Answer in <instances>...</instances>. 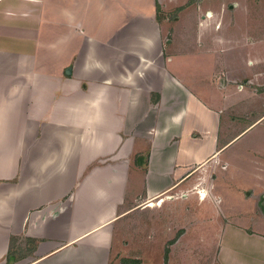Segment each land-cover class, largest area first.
I'll use <instances>...</instances> for the list:
<instances>
[{
    "label": "crops",
    "instance_id": "obj_1",
    "mask_svg": "<svg viewBox=\"0 0 264 264\" xmlns=\"http://www.w3.org/2000/svg\"><path fill=\"white\" fill-rule=\"evenodd\" d=\"M217 2L0 0V264H110L115 224L160 199L168 227L153 237L171 217L188 225L162 257L148 242L137 250L152 262L118 264H185L177 249L188 264H264V144L243 140L264 136V95L210 87L220 66L264 86L245 61L264 44L225 38ZM185 20L199 32L174 39ZM187 199L199 218L175 213Z\"/></svg>",
    "mask_w": 264,
    "mask_h": 264
},
{
    "label": "rangeland",
    "instance_id": "obj_2",
    "mask_svg": "<svg viewBox=\"0 0 264 264\" xmlns=\"http://www.w3.org/2000/svg\"><path fill=\"white\" fill-rule=\"evenodd\" d=\"M221 1V0H217ZM231 2V4H230ZM218 7H216V10H218V14L221 12L222 9H225L223 14L216 15L215 18L221 16L224 20H229L231 24L234 25V28H231L229 33L226 31V29H222L223 36L225 38H242L244 35H248L251 39H254L256 41H260L261 44H264V0H227V3L224 4L218 3ZM232 5L233 7H230ZM210 14V13H209ZM208 14V15H209ZM207 16V13L206 15ZM207 17H211L207 16ZM186 33L187 36H194L199 32V28L191 26V22H182L181 26L178 27V29H175L173 27L170 28V35L175 37L174 39H177L179 36H183L182 34ZM233 32V33H232ZM232 35V36H231ZM170 36V37H171ZM236 37V38H235ZM237 40V39H236ZM193 46V40L190 39L188 43V47ZM237 47V45H234ZM255 47V46H254ZM205 49L208 48V45L204 47ZM238 49V48H237ZM263 53L264 52V45L263 46H256L255 50L251 51V54H248L245 61L253 62L252 64L253 69L250 68L251 77L255 78L258 77L259 72H264L261 70V67L259 68V63H257L253 58H257L258 54L257 51ZM237 51L243 52L244 50L242 48H239ZM249 52V51H248ZM230 60L237 65L242 66L243 70H247V67L243 64V59L236 58L235 56H232ZM179 63H181L180 60H177ZM226 62V61H225ZM224 62V63H225ZM243 64V65H242ZM189 66L193 65V62L188 64ZM186 65V67L188 66ZM229 65V64H228ZM225 66V65H224ZM230 67V65H229ZM210 69L212 67L203 66L202 71L199 72L198 76L202 80L201 86L197 85V92L202 95L204 102H208L207 100V94L208 91L211 90L214 92V95L218 97L219 91L217 89L222 90L224 86L226 85H235L236 88L241 90L242 86L250 87L251 88V94L253 96V99L256 101L260 95H264V86H259L256 83L257 81L252 82L251 84H248L247 80L244 81L245 77L241 75V73L233 72L231 68H223V66H220L218 68H215V72L217 73L216 78L212 79L211 85L209 87V84L205 81L208 80L212 75L209 74ZM187 72V79L193 80L194 74L190 72L187 68H185ZM248 73V75L250 74ZM215 82V83H214ZM210 83V82H209ZM214 87V88H213ZM263 99V98H259ZM258 102V101H257ZM239 104H242L240 102ZM245 110V107H244ZM246 111V110H245ZM255 110H251V114H253ZM251 139L253 143L260 145L264 144V136L262 134H256L253 136V134L246 135L243 140ZM147 156H144L143 159L146 160ZM211 180L210 178L208 179ZM208 184V183H207ZM173 195L175 193H172ZM206 194V193H205ZM203 194V195H205ZM249 195V194H247ZM206 196V195H205ZM225 198V195H224ZM162 200V199H160ZM160 200H154L152 201L154 204H158ZM188 200V199H187ZM181 200L179 202H174L172 207L174 208L175 213L180 214L179 218H183L186 220H195L201 216L200 213H204L205 206L202 207L200 205H197L195 202H191L190 200ZM215 201V199H213ZM157 201V202H156ZM139 204L138 207L135 209L136 211L134 213H131L119 220L118 223L115 224L113 234H112V256H111V263L110 264H118L119 258H121L124 255L127 256H136L141 257L140 260L144 263H150L152 262L148 258H144L141 256V253L138 252L137 248L141 247L142 253L144 250L148 248V242L149 243H157L160 245L161 252H158L160 256H163V247L166 245L167 241L172 240L174 235L173 231L176 229H182L181 227L187 226L188 224H185L183 222H179L176 217H171V225L169 226L171 228V234L166 235L162 234L160 237H153L152 229L156 226L160 230L166 229L167 226V218L166 215L162 212V204L158 205V208L152 207V208H146V203H137ZM264 205V202L262 203ZM128 207V205H127ZM126 210V208L124 209ZM154 226V227H153ZM189 238V236H187ZM170 249V248H169ZM176 253H173L171 256V260H184L185 264L193 263V260L195 255L193 253H186L181 254L179 253L178 249L175 251ZM149 253L152 254L151 257H153V253L149 250ZM205 261V258H204ZM207 262V260H206Z\"/></svg>",
    "mask_w": 264,
    "mask_h": 264
},
{
    "label": "trees",
    "instance_id": "obj_3",
    "mask_svg": "<svg viewBox=\"0 0 264 264\" xmlns=\"http://www.w3.org/2000/svg\"><path fill=\"white\" fill-rule=\"evenodd\" d=\"M120 264H140L137 260L121 259Z\"/></svg>",
    "mask_w": 264,
    "mask_h": 264
},
{
    "label": "bare ground",
    "instance_id": "obj_4",
    "mask_svg": "<svg viewBox=\"0 0 264 264\" xmlns=\"http://www.w3.org/2000/svg\"><path fill=\"white\" fill-rule=\"evenodd\" d=\"M207 16H210V14H209V15L207 14ZM202 197L204 198L205 195H202ZM159 203H162V201L159 202ZM155 205H156V204H153V202H150L147 206L151 208V207H154Z\"/></svg>",
    "mask_w": 264,
    "mask_h": 264
},
{
    "label": "water",
    "instance_id": "obj_5",
    "mask_svg": "<svg viewBox=\"0 0 264 264\" xmlns=\"http://www.w3.org/2000/svg\"><path fill=\"white\" fill-rule=\"evenodd\" d=\"M70 71L68 70L66 73L68 74Z\"/></svg>",
    "mask_w": 264,
    "mask_h": 264
}]
</instances>
